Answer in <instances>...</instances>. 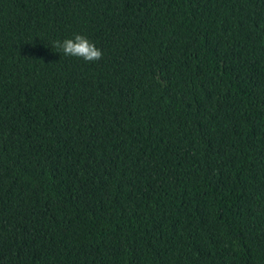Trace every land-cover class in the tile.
I'll return each instance as SVG.
<instances>
[{"label":"trees","instance_id":"16d2710c","mask_svg":"<svg viewBox=\"0 0 264 264\" xmlns=\"http://www.w3.org/2000/svg\"><path fill=\"white\" fill-rule=\"evenodd\" d=\"M0 264H264V0H0Z\"/></svg>","mask_w":264,"mask_h":264},{"label":"clouds","instance_id":"9594fccd","mask_svg":"<svg viewBox=\"0 0 264 264\" xmlns=\"http://www.w3.org/2000/svg\"><path fill=\"white\" fill-rule=\"evenodd\" d=\"M54 47L62 49L66 56L79 57L87 62L99 61L103 57L102 50L81 34H76L74 38L65 39L62 42L56 41Z\"/></svg>","mask_w":264,"mask_h":264}]
</instances>
